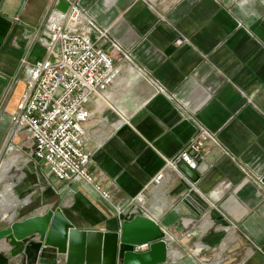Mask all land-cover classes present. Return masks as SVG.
I'll use <instances>...</instances> for the list:
<instances>
[{"label":"crops","instance_id":"0c3cea01","mask_svg":"<svg viewBox=\"0 0 264 264\" xmlns=\"http://www.w3.org/2000/svg\"><path fill=\"white\" fill-rule=\"evenodd\" d=\"M72 1L0 0V153L26 88L22 60L44 57L46 18ZM77 1L106 33L92 38L119 68L88 102L84 124L88 168L110 200L92 185L32 167L27 185L37 188L24 205L37 213L60 208L80 230L117 232L145 216L165 234L164 264H264V0ZM198 125L225 153L216 156L211 146L191 183L182 162L173 168L167 161ZM190 190L206 204L203 213L183 204ZM46 261L66 264L64 256ZM9 264L27 263L19 256Z\"/></svg>","mask_w":264,"mask_h":264},{"label":"built area","instance_id":"2783aa9c","mask_svg":"<svg viewBox=\"0 0 264 264\" xmlns=\"http://www.w3.org/2000/svg\"><path fill=\"white\" fill-rule=\"evenodd\" d=\"M94 29L106 34L97 28L77 0L72 1L65 12L48 14L42 39L45 55L33 63L22 60L27 73L26 89L10 122L14 128L12 136L23 133L32 159L44 162L56 179L92 185L109 201V194L94 183L88 168L90 153L83 150L84 124L89 118L86 106L91 98L100 96L117 75L107 54L94 46L89 32ZM113 47L120 51L116 44ZM122 55L130 58L126 52ZM197 128L195 136L174 160L167 161L168 165L176 168L180 161L194 170L211 146L218 156L225 153L214 133L199 125ZM162 176L160 172L155 182ZM135 249L145 251L148 244Z\"/></svg>","mask_w":264,"mask_h":264},{"label":"water","instance_id":"95a60500","mask_svg":"<svg viewBox=\"0 0 264 264\" xmlns=\"http://www.w3.org/2000/svg\"><path fill=\"white\" fill-rule=\"evenodd\" d=\"M178 169L191 183L199 180V174L186 164ZM261 181L264 184V176ZM182 202L196 215L205 210L206 204L193 190ZM8 222L0 230V264L19 256L27 264H46L47 257L57 256H64L66 264H164L168 255L163 231L145 216L122 222L117 232L77 229L60 208ZM143 243H150L149 249L136 251Z\"/></svg>","mask_w":264,"mask_h":264},{"label":"rangeland","instance_id":"374dc122","mask_svg":"<svg viewBox=\"0 0 264 264\" xmlns=\"http://www.w3.org/2000/svg\"><path fill=\"white\" fill-rule=\"evenodd\" d=\"M103 38L105 37H101L100 39ZM95 46L99 48L96 44ZM124 58L127 59V57ZM114 68L119 71L118 67L114 66ZM6 164H11V167L8 168L9 170L6 171L8 172L7 174L3 173ZM39 164L40 163H36L30 156L26 138L23 133L8 137L7 142L0 153V176H4L2 181H0V227L3 225L8 226V220L14 222L20 221L37 213L33 212L34 210H32L31 206H28L29 204L26 206L24 203L27 201L25 198L29 195H34L32 192L37 188V186L27 185V180H29L33 171L32 167L38 168L39 171L37 172L39 175H42L43 172L48 173V169H45L46 166ZM41 167L43 168L42 170L40 169ZM22 183L25 184V190L19 192ZM48 209L52 208L47 207L45 211Z\"/></svg>","mask_w":264,"mask_h":264},{"label":"bare ground","instance_id":"6f19581e","mask_svg":"<svg viewBox=\"0 0 264 264\" xmlns=\"http://www.w3.org/2000/svg\"><path fill=\"white\" fill-rule=\"evenodd\" d=\"M98 28V27H97ZM89 32L91 33L90 35H96V38H98V39H100L101 37H105V35H102L101 33H99V31H98V29H94V30H89ZM97 39V40H98ZM94 46H95V44H96V41L94 40ZM96 47V46H95ZM97 48V47H96ZM100 49V48H99ZM102 50V49H101ZM108 56V55H107ZM109 57V59L111 60V66H112V68L113 69H116V68H114V66H113V62H112V59H111V57L110 56H108ZM128 59V58H127ZM116 71H117V75H116V77L118 76V74H119V71H118V69H116ZM26 89V88H25ZM18 103H19V101H18ZM17 103V104H18ZM16 107H17V105H16ZM86 109H87V106H86ZM15 110H16V108H15ZM15 110H14V112H15ZM88 110V109H87ZM14 112H12V114L14 113ZM90 113V112H89ZM11 114V115H12ZM13 131H14V128H13V126H12V133H13ZM164 233V232H163ZM164 237H165V234H164ZM143 244H148V246H150V243H143ZM140 245H142V244H140ZM139 245V246H140ZM8 247V246H7ZM6 247V248H7ZM9 248V247H8ZM148 249H149V247H148Z\"/></svg>","mask_w":264,"mask_h":264}]
</instances>
